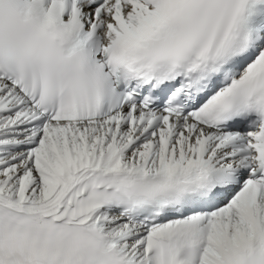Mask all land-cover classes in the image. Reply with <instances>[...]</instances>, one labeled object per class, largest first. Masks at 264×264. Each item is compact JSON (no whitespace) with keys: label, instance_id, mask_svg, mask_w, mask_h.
I'll return each mask as SVG.
<instances>
[{"label":"snow or ice","instance_id":"obj_1","mask_svg":"<svg viewBox=\"0 0 264 264\" xmlns=\"http://www.w3.org/2000/svg\"><path fill=\"white\" fill-rule=\"evenodd\" d=\"M0 264H264V0H0Z\"/></svg>","mask_w":264,"mask_h":264}]
</instances>
